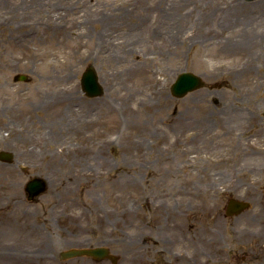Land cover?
I'll return each mask as SVG.
<instances>
[{"label": "rangeland", "instance_id": "1", "mask_svg": "<svg viewBox=\"0 0 264 264\" xmlns=\"http://www.w3.org/2000/svg\"><path fill=\"white\" fill-rule=\"evenodd\" d=\"M182 71L205 85L171 95ZM247 125L264 130V0H0V264H149L155 222L170 264L192 248L263 264L264 138ZM231 196L248 207L226 215ZM93 245L115 260L60 257Z\"/></svg>", "mask_w": 264, "mask_h": 264}, {"label": "water", "instance_id": "2", "mask_svg": "<svg viewBox=\"0 0 264 264\" xmlns=\"http://www.w3.org/2000/svg\"><path fill=\"white\" fill-rule=\"evenodd\" d=\"M250 1V0H249ZM27 76L23 74H17L15 78L20 80H25ZM80 84L89 96H96L102 92V88L97 79V74L92 66L86 67L82 71L80 77ZM203 80L200 75L191 71H182L177 74L176 78L170 85V91L174 96H182L190 90L196 89L203 85ZM12 157L11 152L0 150V159L8 160ZM45 180L40 176H33L25 183V190L27 192V199H33L32 197L40 194L45 189ZM247 206V202L230 199L228 201L227 213L231 214L234 212H239L242 208ZM106 254V248L94 246V247H77V248H65V250L60 251L61 258H68L77 255H92L94 257H102Z\"/></svg>", "mask_w": 264, "mask_h": 264}, {"label": "flooded vegetation", "instance_id": "3", "mask_svg": "<svg viewBox=\"0 0 264 264\" xmlns=\"http://www.w3.org/2000/svg\"><path fill=\"white\" fill-rule=\"evenodd\" d=\"M251 128H252L251 125H247V127L245 128V132L247 133L246 136L249 140H251L252 138H262V139L264 138V130L257 129V130H255V132L254 131L252 132ZM235 192L240 194V192H237L236 190H235ZM232 197H236V196H231L229 198H232ZM225 214L229 215L227 213V202H226V206H225ZM162 226H164V224L159 223V222H155L150 227V234H152V236H149V237L151 240H153L152 243H150L152 245L151 251L154 253V255H156V250H158V253L161 255V258L157 259V261H155L156 259H154L152 257L153 260L149 264H170V261L167 258V254H165V253L170 252V247H171L172 241H171L170 236H168L167 231H165ZM262 231L264 233V229ZM155 245H157L158 247ZM195 245H197V243ZM195 247H197V246H195ZM192 250H193V252H191V254L189 255V258H188L189 262L191 264H200L201 258L199 256V254L197 253V251L194 252L193 248H192ZM228 259H229V262L234 261L235 264H245L246 261H250L249 259H256V258H255L254 254L235 253V254L231 255ZM135 260L133 263H135ZM135 264H139L138 260ZM253 264H256V263L253 262ZM263 264H264V261H263Z\"/></svg>", "mask_w": 264, "mask_h": 264}, {"label": "bare ground", "instance_id": "4", "mask_svg": "<svg viewBox=\"0 0 264 264\" xmlns=\"http://www.w3.org/2000/svg\"><path fill=\"white\" fill-rule=\"evenodd\" d=\"M156 15L157 14H152L151 15V13L147 10V12H145L144 14H142L140 16V20L138 21L139 22L138 23L139 24V27L142 28V30H143V27H144L145 28V31H148L150 29L149 26H152L154 23H156L157 21H159V20L155 19ZM147 16H150L151 18L148 19ZM144 24L146 25V27H145ZM138 33H141V32H136L135 34H138ZM45 102L48 105V107H50V106H52V104H53L52 102H54V101H51V99H50V101L45 100ZM76 110H73V112L76 111ZM16 129H18V128H16ZM17 131L19 132L20 130L18 129ZM6 137H7V134L5 132H1L0 133V142H4V143L7 144V138Z\"/></svg>", "mask_w": 264, "mask_h": 264}]
</instances>
